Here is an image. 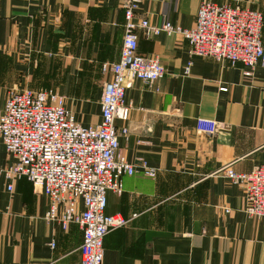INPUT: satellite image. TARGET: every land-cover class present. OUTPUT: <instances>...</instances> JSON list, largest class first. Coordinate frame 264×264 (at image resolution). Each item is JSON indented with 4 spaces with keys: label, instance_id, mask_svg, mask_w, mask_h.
I'll return each instance as SVG.
<instances>
[{
    "label": "crops",
    "instance_id": "obj_1",
    "mask_svg": "<svg viewBox=\"0 0 264 264\" xmlns=\"http://www.w3.org/2000/svg\"><path fill=\"white\" fill-rule=\"evenodd\" d=\"M202 1L144 2L136 20L190 30ZM212 1L260 12L264 44V0ZM122 3L0 0V114L10 91L45 90L64 97L81 126L98 125L111 80L102 66L119 62L122 50ZM189 51L182 34L139 31L138 53L157 57L166 75L131 83L129 121L116 128L126 160L155 176L139 170L122 179L121 194L108 193L106 214L125 224L105 238L103 264H264V219L249 216L245 190L218 175L264 165V63L248 77L243 64ZM199 118L216 121L217 132H197ZM13 164L0 138V264H81V229L48 222V197L9 175Z\"/></svg>",
    "mask_w": 264,
    "mask_h": 264
},
{
    "label": "built area",
    "instance_id": "obj_2",
    "mask_svg": "<svg viewBox=\"0 0 264 264\" xmlns=\"http://www.w3.org/2000/svg\"><path fill=\"white\" fill-rule=\"evenodd\" d=\"M149 1L123 0L122 50L119 62L102 67L111 80L103 88L98 125L81 126L66 108L65 98L52 91L12 90L0 114V138L14 159L9 175L27 178L48 197V222L65 230L72 224L81 229V264H103L105 238L125 224L121 216L106 214L108 193L121 194L122 179L139 170L155 176L143 162L134 165L126 160L116 128V121H129L131 107L125 103V95L131 83L140 80L151 86L166 75L157 57L138 53L139 31L182 34L192 58H209L229 66L243 64L248 77L253 76L258 63H264L260 12L203 0L192 29L183 30L169 22L153 28L147 20H136L140 5ZM196 129L213 135L218 123L199 118ZM121 133L126 135L127 128ZM218 175L245 190L249 216L264 219V165L250 173H236L229 165Z\"/></svg>",
    "mask_w": 264,
    "mask_h": 264
},
{
    "label": "rangeland",
    "instance_id": "obj_3",
    "mask_svg": "<svg viewBox=\"0 0 264 264\" xmlns=\"http://www.w3.org/2000/svg\"><path fill=\"white\" fill-rule=\"evenodd\" d=\"M103 67V66H102ZM28 90H30V89H28ZM33 91H35V90H33ZM36 91H39V90H36ZM43 91H45V90H43ZM61 97V96H60ZM64 98V97H63ZM71 112V111H70ZM72 113V112H71Z\"/></svg>",
    "mask_w": 264,
    "mask_h": 264
}]
</instances>
